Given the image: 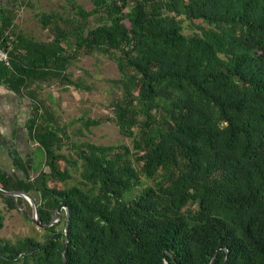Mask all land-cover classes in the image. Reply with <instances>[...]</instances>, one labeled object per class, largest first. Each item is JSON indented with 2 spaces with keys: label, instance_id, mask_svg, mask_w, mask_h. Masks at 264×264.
<instances>
[{
  "label": "trees",
  "instance_id": "1",
  "mask_svg": "<svg viewBox=\"0 0 264 264\" xmlns=\"http://www.w3.org/2000/svg\"><path fill=\"white\" fill-rule=\"evenodd\" d=\"M64 1L68 12L40 15L46 40L7 39L24 1L0 15V84L29 100L27 137L43 156L31 169L17 157L18 173L0 166V188L28 194L42 225L61 210L65 226V207L67 244L57 223L43 241L0 239V264H64L63 251L66 264H264V0ZM92 54L116 64L106 120L131 146L73 140L102 119L81 117L71 137L39 97L81 90L70 67Z\"/></svg>",
  "mask_w": 264,
  "mask_h": 264
},
{
  "label": "rangeland",
  "instance_id": "2",
  "mask_svg": "<svg viewBox=\"0 0 264 264\" xmlns=\"http://www.w3.org/2000/svg\"><path fill=\"white\" fill-rule=\"evenodd\" d=\"M81 7L90 11L93 9L91 0H75ZM69 7L64 0H37L32 7L24 6L21 8L20 14L29 18V23L21 25L22 32L26 35L35 37L37 40H46L48 31L42 28L39 22L42 13H50L57 11L60 13L68 12ZM90 25H95L93 18H89ZM197 23V22H195ZM184 34H190L192 31L189 25L183 23ZM191 28H194L191 25ZM72 78L81 83L82 89L76 90L73 87H60L52 85L44 87L39 93V97L45 99L51 106L53 111L64 124L69 135L73 137L80 127L78 119L81 117H89L91 119H102V124L97 127H92L90 131L81 130L82 135L73 137V140L86 141L96 145H119L126 144L131 146V140L122 136L118 129L106 119L111 116L110 103L113 102L121 91L113 83L120 78L115 62L108 56L92 54L81 55L76 60L75 64L70 67ZM87 87L89 89H87ZM108 117V118H107ZM68 141L65 140L63 151L69 153ZM28 169L31 166L38 168L43 163V156L38 147L33 145V151L30 153V159L27 160ZM0 165L3 169L12 171V165L8 154L0 153ZM60 168L65 167V162L59 163ZM47 171V167L44 166ZM21 176V174H19ZM79 179L78 173H73V180L68 184L77 182ZM62 188V183L53 182L49 184ZM24 202L20 208L15 210H7L0 199V211L4 216L3 227L0 230V239L14 243L17 240L25 238H33L37 241H43L46 235L45 229L40 228L31 220V212H25ZM56 224V230H61L64 227V222L61 219Z\"/></svg>",
  "mask_w": 264,
  "mask_h": 264
},
{
  "label": "crops",
  "instance_id": "3",
  "mask_svg": "<svg viewBox=\"0 0 264 264\" xmlns=\"http://www.w3.org/2000/svg\"><path fill=\"white\" fill-rule=\"evenodd\" d=\"M19 1H24L25 6L32 7L37 0H0V15H7L8 12H5V10L10 11L13 7L15 8ZM20 12L21 9L16 11V17L13 21L17 29H11L6 33L9 42L15 38L17 32L22 31L20 24L29 23V18L22 16ZM30 114L29 100L0 84V142L2 144L6 143L9 149L15 151L23 149L26 150L25 152L32 153L33 146L28 140L25 128ZM6 151L0 145V153L7 154Z\"/></svg>",
  "mask_w": 264,
  "mask_h": 264
},
{
  "label": "water",
  "instance_id": "4",
  "mask_svg": "<svg viewBox=\"0 0 264 264\" xmlns=\"http://www.w3.org/2000/svg\"><path fill=\"white\" fill-rule=\"evenodd\" d=\"M30 113L32 114L31 110H30ZM17 173H18V170H17ZM0 193L10 195V196H14V197H21L24 201L28 202L32 208L30 218L35 223V225H37L40 228L51 227L54 224L58 223L60 220L61 210H58V211H56V213L51 218V220L48 224L42 225L38 219L36 204H35L34 200L28 194H26L24 192H6V191L2 190L1 188H0ZM63 209H64L65 220H66V224L64 226L65 241L63 244V249H65L66 244H67L68 212H67V209L65 207H63ZM23 210L25 211V208ZM62 259H63L64 264H66V259L64 257V251L62 252ZM213 260H214V258H212V260L210 261V264H212ZM166 264H167V262H166Z\"/></svg>",
  "mask_w": 264,
  "mask_h": 264
},
{
  "label": "flooded vegetation",
  "instance_id": "5",
  "mask_svg": "<svg viewBox=\"0 0 264 264\" xmlns=\"http://www.w3.org/2000/svg\"><path fill=\"white\" fill-rule=\"evenodd\" d=\"M0 145L7 150L6 153L9 155V159H10V162H11V165H12V171L17 172V169H16V167L18 165V162L16 160L17 157H20V159L22 161H24L26 163V165L28 166V164H27L28 161L27 160L30 159V153L29 152H25L26 150H23V149L17 150V151L9 149L8 145L6 143L2 144L0 142ZM28 153H29V155H28ZM6 171H8V170H6ZM9 172H11V171H9Z\"/></svg>",
  "mask_w": 264,
  "mask_h": 264
},
{
  "label": "built area",
  "instance_id": "6",
  "mask_svg": "<svg viewBox=\"0 0 264 264\" xmlns=\"http://www.w3.org/2000/svg\"><path fill=\"white\" fill-rule=\"evenodd\" d=\"M0 65L9 66L8 52L0 47Z\"/></svg>",
  "mask_w": 264,
  "mask_h": 264
}]
</instances>
